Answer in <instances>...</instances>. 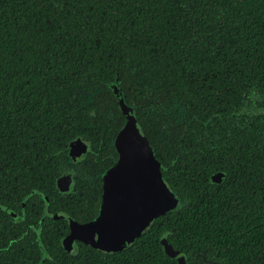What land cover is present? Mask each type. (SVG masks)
Listing matches in <instances>:
<instances>
[{
    "label": "trees",
    "instance_id": "1",
    "mask_svg": "<svg viewBox=\"0 0 264 264\" xmlns=\"http://www.w3.org/2000/svg\"><path fill=\"white\" fill-rule=\"evenodd\" d=\"M114 87L179 205L127 250L62 257L27 215L68 142L116 132ZM161 240L264 264V0H0V264H176Z\"/></svg>",
    "mask_w": 264,
    "mask_h": 264
},
{
    "label": "flooded vegetation",
    "instance_id": "2",
    "mask_svg": "<svg viewBox=\"0 0 264 264\" xmlns=\"http://www.w3.org/2000/svg\"><path fill=\"white\" fill-rule=\"evenodd\" d=\"M114 89L115 87L113 88V93ZM130 109L134 114L132 108ZM117 116L118 118L113 117V122H116V125H119L114 134H112L113 131L107 134L109 131H106V128L104 129V127L95 131L96 137L99 138V142L96 144L97 150L90 151V145L82 138H76L66 144V157L61 158L57 165L50 170L51 176L49 177L48 175L49 182L44 185V187L37 189L39 200L36 202L35 207L30 208L31 212L27 215L31 222L26 225L28 239L31 237L29 234H37L35 239L39 241L41 234L39 229L43 226L45 229L54 228V230H49L48 233L55 232L58 235L55 239L60 243L59 252L62 257H65L66 255L75 256L78 250L82 247H85V250L91 249L103 254L118 253L127 250L131 244L140 239L147 229L162 216L156 217L137 238L120 251L111 250L108 252H102L84 244L80 240L75 239L71 242L66 241L67 236L70 234V227L66 217H69L78 225H84L92 222L99 215V208L103 196L102 179L105 172L112 168L117 161L118 154L114 143L118 133L123 129L125 123V118L122 112ZM139 129L141 131L140 125ZM77 143H79L80 146L75 147L74 144ZM70 151L73 155L70 154ZM106 163H108V165H106ZM158 163L160 165L159 161ZM161 176L163 178L162 173ZM63 178L67 179L59 182ZM92 212L93 214L90 215ZM19 213L22 217L25 216L24 212L20 211ZM19 213L15 215L16 222L21 220V216L18 215ZM33 222H37L38 230L35 229L32 224ZM18 234L19 240L22 236H25L23 231L21 233L18 232ZM54 263L55 262H53V264Z\"/></svg>",
    "mask_w": 264,
    "mask_h": 264
},
{
    "label": "water",
    "instance_id": "3",
    "mask_svg": "<svg viewBox=\"0 0 264 264\" xmlns=\"http://www.w3.org/2000/svg\"><path fill=\"white\" fill-rule=\"evenodd\" d=\"M114 96L117 98L125 123L114 143L118 154L117 161L112 168L105 172L102 179L103 196L99 215L95 220L84 225H78L66 217L70 227V234L66 238L67 242L75 239L80 240L102 252L122 250L137 238L156 217L175 210L179 205L168 183L161 176L160 165L155 159L154 149L140 131L131 109L120 98L118 88L114 89ZM136 137L140 141L139 155L150 159L156 166L151 175L152 181L155 182L156 177L159 176V180L163 182L167 190L168 195L164 200L143 196V188L147 185L149 177L142 173L134 158L136 147L129 141ZM74 146L80 145L77 143ZM70 154L73 155L71 151ZM220 178H222L221 175L217 176L216 180ZM65 179L67 178H63L59 182ZM110 202L118 208L120 219L113 231L104 235L99 231L92 230L90 225H95L100 218L104 217ZM161 247L165 255L176 261V264H189L187 257L182 252L174 250L167 241H161Z\"/></svg>",
    "mask_w": 264,
    "mask_h": 264
},
{
    "label": "snow or ice",
    "instance_id": "4",
    "mask_svg": "<svg viewBox=\"0 0 264 264\" xmlns=\"http://www.w3.org/2000/svg\"><path fill=\"white\" fill-rule=\"evenodd\" d=\"M129 142L136 147V154L134 158L139 168L143 174H147L149 177L147 185L143 188V196L150 199L164 200L168 193L163 182L159 180V176L156 177L155 182H153L151 179L152 172L156 166L150 159L143 158L139 155L140 141L138 137L131 139ZM119 219L120 217L118 208L110 202L105 210L104 217L100 218L95 225H90V228L106 235L113 231Z\"/></svg>",
    "mask_w": 264,
    "mask_h": 264
}]
</instances>
